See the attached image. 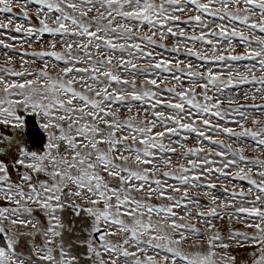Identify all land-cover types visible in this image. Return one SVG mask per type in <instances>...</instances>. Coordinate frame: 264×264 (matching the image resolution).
Returning a JSON list of instances; mask_svg holds the SVG:
<instances>
[{"label": "snow or ice", "instance_id": "snow-or-ice-1", "mask_svg": "<svg viewBox=\"0 0 264 264\" xmlns=\"http://www.w3.org/2000/svg\"><path fill=\"white\" fill-rule=\"evenodd\" d=\"M0 14V48L42 49L0 67V264H238L231 249L264 264V104L223 107L240 84L264 100V0H0ZM225 219L244 227L223 235Z\"/></svg>", "mask_w": 264, "mask_h": 264}, {"label": "rangeland", "instance_id": "rangeland-1", "mask_svg": "<svg viewBox=\"0 0 264 264\" xmlns=\"http://www.w3.org/2000/svg\"><path fill=\"white\" fill-rule=\"evenodd\" d=\"M13 11L16 12V13H19L21 11V9L14 7ZM0 19H3V15L2 14H0ZM16 19L19 22V17H17ZM33 21H35V16H33ZM4 22L6 23L7 21L5 20ZM7 31L11 32L13 35H22V34L14 33V31L11 28H9ZM188 34L189 35L192 34L190 30H189ZM4 38L6 39V37H4ZM47 39L48 38L45 37V40H47ZM13 43H16L17 45H19L20 41H15ZM171 44H172V41L170 40L169 41V46H171ZM196 44H197L198 47L200 46L199 42H196ZM226 44H227V42L225 41V42H223L222 46H224ZM40 50H42V49L39 47V45H34L32 48H29L27 46V44H25L23 48L17 46L15 49H12V50H6V49L0 48V67H5V66L12 67V66H15L17 68V70H19L20 63H21V61L19 59V55L22 52H24V51L32 52V51H40ZM5 51H8L11 54L16 56V59L13 60V63L11 65H5V63H4V55L3 54H4ZM237 51L238 52L242 51V48H238ZM181 52L182 53L184 52L183 48H181ZM183 58L184 57L181 56V59H183ZM25 59L31 60L33 58L29 56V57H25ZM227 63H231L232 64V66H233L232 70H235V69L239 68V70L241 72H243V71H245L243 65L246 64V63L250 64L252 62H250V61H242V62H227ZM29 66L32 67V68H38L40 66V62L38 61L35 65H29ZM214 71H216V72H221L222 71L223 73H225V76L223 78L226 79L227 78L226 74L230 70L227 67V64H225L224 66H220L218 64V65L214 66ZM256 74H257V76L260 75L259 72H257ZM254 91H255L254 87L252 85H249V84H240V85H236L234 87H229V88L224 89L223 96L225 98V104L223 105V107H226V108H237V107H240V106L243 105V106H245V108H247V110L249 112H252L257 118H259L260 113L259 112H255L253 109H251L248 106L252 105L253 103H255L257 105L264 104V100L256 99L255 101H252L251 99H248V100L243 99V96H244V94L246 92L251 94ZM228 96L234 97L237 100V103L232 104V105L227 104L226 98ZM235 118L236 119H240L239 116H236ZM221 123H223V122H221ZM228 126L229 127H233L236 131H240V129L235 124L229 123ZM245 126L246 127H253V125L251 123H246ZM0 131H3L5 134H9L10 133L9 129H0ZM25 139H27V138L25 137ZM234 141H235V138H233L232 140L224 139V143L225 144H229V143L233 144V149L234 150L237 148V146L239 144H243V146H245V147H248L250 145H254V141H251L249 138H242L241 141H235V142ZM190 146L196 147V145L194 143L190 144ZM33 150H37V149L33 148ZM245 155L250 157V158H255V157H257L258 153L252 152V151H247L245 153ZM260 158L264 159V157H260ZM233 183H238V182L233 181ZM216 191H217L218 194L223 195V186L218 184ZM192 194L196 195L197 193H192ZM201 199H204V197L201 196ZM37 215H39V213H37ZM215 223H216L217 227L220 228L221 234H223V235H226L228 233L230 227L232 229H243V227H244L243 224L236 223L235 221L229 222V221H227V219H225V220H217ZM198 227H200L203 230V225H198ZM75 243L78 244L77 241ZM231 251H233L234 254L237 255L238 264H243V262L246 260V253L248 251H250V249H231ZM81 255L84 256V253L81 252Z\"/></svg>", "mask_w": 264, "mask_h": 264}, {"label": "water", "instance_id": "water-1", "mask_svg": "<svg viewBox=\"0 0 264 264\" xmlns=\"http://www.w3.org/2000/svg\"><path fill=\"white\" fill-rule=\"evenodd\" d=\"M27 137L30 140L32 147L39 148L41 146V133L35 123L31 126Z\"/></svg>", "mask_w": 264, "mask_h": 264}, {"label": "flooded vegetation", "instance_id": "flooded-vegetation-1", "mask_svg": "<svg viewBox=\"0 0 264 264\" xmlns=\"http://www.w3.org/2000/svg\"><path fill=\"white\" fill-rule=\"evenodd\" d=\"M26 138H27L26 140H28L29 143H30V140L28 139L27 136H26ZM30 146H31V143H30ZM31 147H32V146H31ZM32 148H34V147H32ZM34 149H38V148H34ZM68 219H69V220H72V221H74V222H75L76 220H78V218H75V217H72V216H69ZM65 239H69V236H68L67 234H66V236H65ZM71 239H72V241H73L74 243L76 242L74 236H72ZM80 255H81V253H80ZM81 257H83V256L81 255Z\"/></svg>", "mask_w": 264, "mask_h": 264}]
</instances>
